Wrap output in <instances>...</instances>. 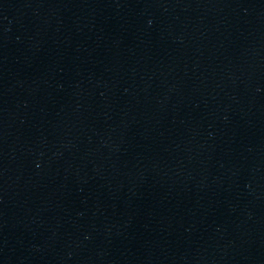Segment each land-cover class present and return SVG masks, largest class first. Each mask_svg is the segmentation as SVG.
<instances>
[{
	"label": "water",
	"instance_id": "95a60500",
	"mask_svg": "<svg viewBox=\"0 0 264 264\" xmlns=\"http://www.w3.org/2000/svg\"><path fill=\"white\" fill-rule=\"evenodd\" d=\"M0 264H264V0H82L0 146Z\"/></svg>",
	"mask_w": 264,
	"mask_h": 264
}]
</instances>
